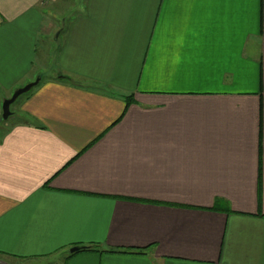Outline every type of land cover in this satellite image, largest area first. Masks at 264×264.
Segmentation results:
<instances>
[{
    "label": "crops",
    "instance_id": "crops-1",
    "mask_svg": "<svg viewBox=\"0 0 264 264\" xmlns=\"http://www.w3.org/2000/svg\"><path fill=\"white\" fill-rule=\"evenodd\" d=\"M37 78L0 128L1 261L264 264V0H0V114Z\"/></svg>",
    "mask_w": 264,
    "mask_h": 264
},
{
    "label": "water",
    "instance_id": "water-1",
    "mask_svg": "<svg viewBox=\"0 0 264 264\" xmlns=\"http://www.w3.org/2000/svg\"><path fill=\"white\" fill-rule=\"evenodd\" d=\"M40 82V79L37 78L34 82H31L27 85H25L24 87L16 90L12 96L5 100L3 103H2V107H1V114H0V124L4 121H6L10 115H11V112H10V106L22 95L28 93L32 88L36 87ZM82 250V248H77V247H73L69 250V253L70 254H75V253H78ZM0 264H5V262L1 261L0 260Z\"/></svg>",
    "mask_w": 264,
    "mask_h": 264
},
{
    "label": "rangeland",
    "instance_id": "rangeland-1",
    "mask_svg": "<svg viewBox=\"0 0 264 264\" xmlns=\"http://www.w3.org/2000/svg\"><path fill=\"white\" fill-rule=\"evenodd\" d=\"M75 1L76 0H71V2H73V3H75ZM80 1H82V0H79V2ZM80 5V4H79ZM59 16H57L58 17V19H56V24H57V26H58V29H60L61 28V25L63 24V23H66V21L69 19V14H70V12L68 11V8L67 7H63V8H61L60 9V11L58 10V12H56ZM68 17V18H67ZM59 31V30H58ZM58 33V32H57ZM27 94V93H26ZM26 94H24V95H22V96H20L11 106H10V112H11V115H10V117L6 120V121H4V122H2L1 123V125H0V128H5V127H7L9 124H11L12 122H13V117H14V114L16 113V111L18 110V107H19V105H20V103H21V101L23 100V98H24V96L26 95ZM7 123V125L5 126V124Z\"/></svg>",
    "mask_w": 264,
    "mask_h": 264
},
{
    "label": "trees",
    "instance_id": "trees-1",
    "mask_svg": "<svg viewBox=\"0 0 264 264\" xmlns=\"http://www.w3.org/2000/svg\"><path fill=\"white\" fill-rule=\"evenodd\" d=\"M130 104V101L127 100V103H126V108L129 106ZM1 125V124H0ZM143 249H130V250H110L108 251V253H113V254H127V255H143ZM83 252H102L98 249L97 246H89V247H84L82 248ZM74 254H70L66 257L65 261L70 258L71 256H73Z\"/></svg>",
    "mask_w": 264,
    "mask_h": 264
}]
</instances>
